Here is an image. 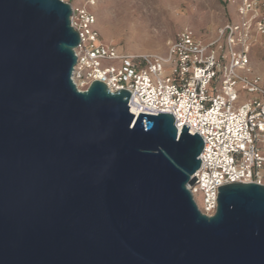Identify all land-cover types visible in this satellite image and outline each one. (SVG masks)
<instances>
[{
    "label": "water",
    "instance_id": "water-1",
    "mask_svg": "<svg viewBox=\"0 0 264 264\" xmlns=\"http://www.w3.org/2000/svg\"><path fill=\"white\" fill-rule=\"evenodd\" d=\"M60 0H0V264H264V186L186 188L203 142L129 93L70 80Z\"/></svg>",
    "mask_w": 264,
    "mask_h": 264
},
{
    "label": "built area",
    "instance_id": "built-area-1",
    "mask_svg": "<svg viewBox=\"0 0 264 264\" xmlns=\"http://www.w3.org/2000/svg\"><path fill=\"white\" fill-rule=\"evenodd\" d=\"M60 1L70 6V26L79 38L70 76L77 91L95 81L112 94L126 90L130 112L172 115L178 132L184 125L201 138L200 166L186 185L201 215L215 214L220 186H264V72L249 58L253 43L264 42V0H226L235 5L236 22L224 23L206 43L184 28L166 43V56L119 54L100 42L96 0ZM105 61L121 65L102 68ZM241 92L253 98L236 106Z\"/></svg>",
    "mask_w": 264,
    "mask_h": 264
},
{
    "label": "rangeland",
    "instance_id": "rangeland-1",
    "mask_svg": "<svg viewBox=\"0 0 264 264\" xmlns=\"http://www.w3.org/2000/svg\"><path fill=\"white\" fill-rule=\"evenodd\" d=\"M82 1L74 0L73 4L80 5ZM235 9V5L226 0H96L92 13L102 45L112 44L119 54L166 56V43L180 30L190 29L196 38L206 43L224 23L237 21ZM262 47L264 42L261 46L253 43L249 54L250 61L260 72H264ZM120 65L105 61L101 67L118 68ZM251 98L253 95L241 92L236 106Z\"/></svg>",
    "mask_w": 264,
    "mask_h": 264
},
{
    "label": "bare ground",
    "instance_id": "bare-ground-1",
    "mask_svg": "<svg viewBox=\"0 0 264 264\" xmlns=\"http://www.w3.org/2000/svg\"><path fill=\"white\" fill-rule=\"evenodd\" d=\"M136 4V3H135ZM129 5V4H128ZM121 6V5H120ZM116 21V20H115ZM131 113L134 115V116H137L138 115V112L135 110V109H131Z\"/></svg>",
    "mask_w": 264,
    "mask_h": 264
},
{
    "label": "crops",
    "instance_id": "crops-1",
    "mask_svg": "<svg viewBox=\"0 0 264 264\" xmlns=\"http://www.w3.org/2000/svg\"><path fill=\"white\" fill-rule=\"evenodd\" d=\"M258 45H260V43H258ZM261 46V45H260ZM259 47V46H258Z\"/></svg>",
    "mask_w": 264,
    "mask_h": 264
}]
</instances>
